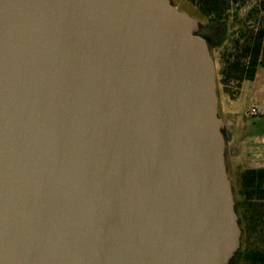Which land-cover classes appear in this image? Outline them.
<instances>
[{"label":"water","instance_id":"water-1","mask_svg":"<svg viewBox=\"0 0 264 264\" xmlns=\"http://www.w3.org/2000/svg\"><path fill=\"white\" fill-rule=\"evenodd\" d=\"M200 30L170 0H0V264L231 263Z\"/></svg>","mask_w":264,"mask_h":264},{"label":"trees","instance_id":"trees-1","mask_svg":"<svg viewBox=\"0 0 264 264\" xmlns=\"http://www.w3.org/2000/svg\"><path fill=\"white\" fill-rule=\"evenodd\" d=\"M211 21L224 18L229 3L238 0H188ZM264 11V0L256 2L248 9L247 17L255 19ZM221 83L225 91L233 96L231 84L239 89L243 80H252L257 69L264 67V22L259 20L254 26L244 23L231 38L230 46L222 52ZM243 199L235 200V210L239 216V225L244 230V219L248 221L249 231L264 236V168H246L239 175ZM234 194V192H233ZM235 199V197H234ZM244 234V233H243ZM244 242V239H243ZM230 264H264V248H246L241 244Z\"/></svg>","mask_w":264,"mask_h":264},{"label":"crops","instance_id":"crops-1","mask_svg":"<svg viewBox=\"0 0 264 264\" xmlns=\"http://www.w3.org/2000/svg\"><path fill=\"white\" fill-rule=\"evenodd\" d=\"M243 80L233 96L225 94L226 164L237 168H264V72ZM255 108L254 113H249ZM264 188V181H263Z\"/></svg>","mask_w":264,"mask_h":264},{"label":"rangeland","instance_id":"rangeland-1","mask_svg":"<svg viewBox=\"0 0 264 264\" xmlns=\"http://www.w3.org/2000/svg\"><path fill=\"white\" fill-rule=\"evenodd\" d=\"M178 9L183 10L189 13L191 16L196 18L201 27L208 28L211 30V33L207 36H204L209 44L210 51L214 58L215 70H216V80H217V93L219 98V113L222 116L225 122V138L226 135V120L224 117V108L223 102L225 99V94H228L225 91L224 85L221 83V68H222V52L226 47L230 46V41L236 32L241 28L244 23H248L254 26L262 20L264 22V11H260L259 14L254 17L255 19H249L247 17L248 9L256 2V0H238L229 3V8L226 10L224 18L219 21H211L209 17L203 15L198 8L188 0H170ZM261 71L264 72V68H261ZM239 89L231 84V92L235 93ZM225 93V94H224ZM229 95V94H228ZM231 96V95H229ZM226 159V158H225ZM227 171L231 179L232 188L234 192L235 200L241 201L243 199V194L241 193V185L239 180V175L243 168H237L232 163H228ZM244 232L242 230L241 235V244L246 248H255L259 246L264 248V236L259 237V233L254 231H249L248 221L244 219L243 222ZM244 233V234H243ZM244 239V242H243Z\"/></svg>","mask_w":264,"mask_h":264},{"label":"flooded vegetation","instance_id":"flooded-vegetation-1","mask_svg":"<svg viewBox=\"0 0 264 264\" xmlns=\"http://www.w3.org/2000/svg\"><path fill=\"white\" fill-rule=\"evenodd\" d=\"M206 30H207L208 32H205ZM200 33H202L204 36H207L208 34L211 33V30L208 29V28L201 27Z\"/></svg>","mask_w":264,"mask_h":264},{"label":"built area","instance_id":"built-area-1","mask_svg":"<svg viewBox=\"0 0 264 264\" xmlns=\"http://www.w3.org/2000/svg\"><path fill=\"white\" fill-rule=\"evenodd\" d=\"M255 111H256V109L255 108H252L249 113H254Z\"/></svg>","mask_w":264,"mask_h":264}]
</instances>
